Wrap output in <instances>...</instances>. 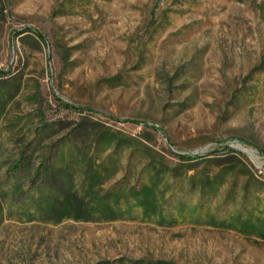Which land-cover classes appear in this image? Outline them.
<instances>
[{
	"label": "rangeland",
	"instance_id": "1",
	"mask_svg": "<svg viewBox=\"0 0 264 264\" xmlns=\"http://www.w3.org/2000/svg\"><path fill=\"white\" fill-rule=\"evenodd\" d=\"M0 264H264V0H0Z\"/></svg>",
	"mask_w": 264,
	"mask_h": 264
},
{
	"label": "trees",
	"instance_id": "2",
	"mask_svg": "<svg viewBox=\"0 0 264 264\" xmlns=\"http://www.w3.org/2000/svg\"><path fill=\"white\" fill-rule=\"evenodd\" d=\"M40 37V36H39ZM41 41H43V39L40 37ZM152 195V193L148 190L144 191V195L142 196L143 200H145L144 202H149V197ZM147 205V204H145Z\"/></svg>",
	"mask_w": 264,
	"mask_h": 264
},
{
	"label": "bare ground",
	"instance_id": "3",
	"mask_svg": "<svg viewBox=\"0 0 264 264\" xmlns=\"http://www.w3.org/2000/svg\"><path fill=\"white\" fill-rule=\"evenodd\" d=\"M244 151V150H243ZM246 151V150H245Z\"/></svg>",
	"mask_w": 264,
	"mask_h": 264
}]
</instances>
